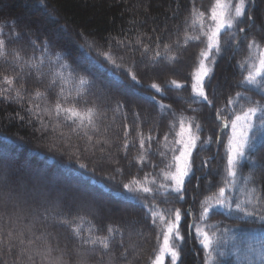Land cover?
Instances as JSON below:
<instances>
[{
	"label": "snow or ice",
	"instance_id": "obj_1",
	"mask_svg": "<svg viewBox=\"0 0 264 264\" xmlns=\"http://www.w3.org/2000/svg\"><path fill=\"white\" fill-rule=\"evenodd\" d=\"M43 2L44 0H41V3ZM257 2L258 0H237L235 3L233 0H213L208 10L202 11L196 6V0H190L191 8L189 15L185 18L183 44L180 39L171 44H163V52L160 50V37L155 38V47L144 43L142 39H138L135 43L118 41L120 48H127L133 55L138 52L140 60H149L153 67L162 60L168 63L177 61L179 55L173 51L174 48L186 47L189 42L203 44L196 54L188 80L165 79L162 84L153 81L146 86L137 78L132 68H125L122 64H118L111 51H97L96 58H93L95 42L89 43L87 51L76 55H73L69 49L64 53L56 52L54 57L52 55L46 57L45 54L50 53L51 45L57 39L56 34L45 38L41 45H37L35 41H31V34L25 32L24 35L29 36L33 50L39 47L41 53L39 57L32 56L25 60L19 50L9 51L10 40L6 39L3 31L0 30V58L6 63L19 68L21 72L25 68L30 72L34 70L38 78L44 75L42 69L46 59L49 65L54 64L56 67L49 83V89H51L58 81L61 82L56 99L47 102L43 107L40 103H34L33 96L38 101H45L48 95L47 91L37 89L34 94H28L27 102L30 106L25 109L29 124L38 123L42 135L54 134V139L50 143L51 150L75 149L77 152H86L91 148L95 155L97 149L104 154L110 147L103 135L107 134L111 125H106L102 129L101 124L107 117L108 109L114 113L112 119L115 120V114L120 113L125 104L123 101H117L113 106L110 97L104 94V86L102 84L97 86L95 80L87 75L93 67L103 70L104 64L110 65L115 71L123 70L133 84L154 90L155 94L166 95V88L179 91L190 87L189 100L192 104L203 103L215 110L221 133L216 137L217 144L222 143V136L226 130L230 129L227 143L224 145L225 179L223 186L219 187L217 192L201 202L198 214L192 223L187 225L189 234L194 230L199 238L205 251V264H221L218 257L227 255L223 251H218L219 242L215 238L216 233L208 231L215 227L208 223L209 214L213 208H224L236 219L248 220L250 223L258 222L260 231L264 232V184L256 183L251 176H243L240 171L242 162H247L253 170H264V160L253 158L259 147L264 146V141L257 143L254 132L257 128V120L259 128L264 131V103L253 100L248 95L249 91L255 90L264 96V45L255 36L249 39V32L256 27L251 13L257 7ZM245 21L248 22L247 29L239 26ZM12 27L13 32L9 35L19 39L21 34L14 30L15 21L12 22ZM224 33L228 34V39L222 42L221 37ZM76 35L83 38V31L77 32ZM242 45L247 48L248 56L243 62L237 63L243 79L238 81L236 87L245 88L246 91H237L234 96L230 95L227 103L217 108L213 99H210V94L214 95L216 87L219 86L212 84L216 58L224 53L226 47H233L235 52H239ZM80 47L83 49V45ZM65 56H71L77 67H73V63H68ZM120 59H123V56ZM78 67H83L85 74L76 78L75 73ZM133 67H135V61H133ZM65 69H68L69 75L73 76L74 84L77 86L75 94L72 91H66L64 87L67 83ZM115 71L113 72L114 82L117 85L122 84L123 81L115 75ZM22 79L20 72L14 75L0 73V98L25 100L22 92L27 93V89L23 85L20 88L16 87L17 82ZM93 88H96V91L89 98V92ZM155 94L148 96L147 99L158 106L162 115L171 113L173 117L168 122L169 130L163 134V140L158 141V137L152 134V129L145 133L141 128L140 112L134 111L132 115L136 118L135 137L129 139L130 126L124 124L122 148L127 155L129 147L136 146L138 141L139 153L133 159L141 166V171L146 163H151L152 168L155 169L158 165L148 159V154L151 152L152 144L158 142L163 150L158 149L156 154L164 163V167L158 173H144L140 178L133 176L122 185V188L125 190L127 202L139 205L156 229L158 248L153 249L148 257V264H165V257H170V264H177L181 257L180 244L184 240V236L181 235V223L183 219L193 215L192 207L161 208L160 204L156 203V198L162 197L161 203L168 204L170 203L168 198L171 195L177 202L186 203L187 184L191 183L192 178L195 177L196 188L200 187V177L195 175L196 167L203 168L208 161L205 159L199 166L195 165L193 151L198 148V142L201 141L199 133L203 130L197 118L185 117L183 114L177 116L172 106L157 100ZM141 95L145 94L141 93ZM189 110L194 113L198 111L196 108ZM123 116L127 120V114L124 113ZM16 117L21 121L26 118L19 113H16ZM65 127L69 129L67 133L63 131ZM170 135L175 137L171 142H169ZM73 136L76 137L75 143H73ZM212 139L209 137L206 143L210 144ZM81 142H83V148ZM79 168L87 171L86 164H79ZM116 171L123 174L121 168ZM92 172L94 174L95 170L93 169ZM108 179L115 180V177L110 176ZM241 179L245 183L244 196L242 199H234L229 193L236 189ZM249 183L252 184L250 188L247 187ZM211 186L212 182L209 181V187ZM195 199L196 197H193L194 201ZM41 207L43 212L39 211ZM74 208L78 211L87 208L90 214L114 212L112 208L104 209L103 206L97 205L90 199V193L72 190L62 185L60 178L45 170L30 164L18 165L11 152L6 147H0V258L14 257L12 264H24L25 258L28 264H36L37 257L40 258V264H70L72 258H74V264H92L93 259L96 260V264H106L105 257L98 254L97 246L103 253L111 251L114 245L122 249L119 256L127 264H133L134 260L140 258L137 253L132 260L128 259L130 249L134 250L135 246H125L124 229L119 224H109L104 235L95 234V228L89 229L85 234L79 224L83 223L86 217L73 216L71 210ZM49 217H52L56 226L69 229L72 237L77 241L75 246L69 248L65 244L61 247L58 237L51 232H46L43 226H37L38 222L41 225L45 224ZM18 225H24V227L18 228ZM117 237H119L118 240ZM161 238L162 242H160ZM53 239L56 240L55 245L52 243ZM249 251L257 255L260 264H264V241L260 243L258 249L250 248ZM114 261L115 253L107 260V264H114ZM0 264H7V260L0 259Z\"/></svg>",
	"mask_w": 264,
	"mask_h": 264
},
{
	"label": "trees",
	"instance_id": "obj_2",
	"mask_svg": "<svg viewBox=\"0 0 264 264\" xmlns=\"http://www.w3.org/2000/svg\"><path fill=\"white\" fill-rule=\"evenodd\" d=\"M233 2L235 3L237 0H233ZM212 3L213 0H196V6L202 11H207ZM190 8V0H44L43 3L41 0H0V30L5 34V38L10 40L9 51L19 50L25 60L32 56L39 57L41 54L39 47L35 51L33 50L31 41L41 45L42 41L45 38H50L52 34H56L57 39L53 41L50 53L45 54L46 57L48 55L54 57L56 52L64 53L69 49L73 55H76L87 51L89 43L95 42L93 58H96L97 51H111L114 53L116 62L125 68H132L137 78L146 86L153 81L162 84L165 79L188 80L189 74L193 70L196 54L203 44L189 42L186 47L174 48L173 51L179 55L177 61L168 63L162 60L153 67L149 60L141 61L138 52L133 55L127 48H120L117 42L132 41L135 43L138 39H142L144 43L155 47L154 40L160 37L162 52L163 44H171L177 39H180L183 44L185 18L189 15ZM251 14L255 19L256 27H253L249 32V39L255 36L264 45V39H262L264 37V0H258L257 7ZM13 21H15L14 30L21 34L19 39L9 35L13 32ZM247 23L245 21L239 26L247 29ZM81 30L83 38L76 35ZM25 32L31 34V41L28 35H24ZM149 37L153 39L149 40ZM221 39L222 42L227 41L228 34L224 33ZM109 44H111V48H109ZM81 45H83V49H81ZM121 56L123 59H120ZM247 56V48L242 45L239 52H235L233 47H226L224 53L216 58L212 84L217 85V79L222 71L227 72L229 76L223 83H218L219 86L216 87L214 95L210 94V99H213L217 108L226 104L230 95L234 96L237 91H246L245 88L236 87V84L243 79L237 63L243 62ZM65 60L68 63H73L71 56H65ZM133 61H135V67H133ZM100 62L103 63V61ZM73 67L77 66L73 63ZM54 71H56L55 65H49L46 59L42 69L44 75L38 78L34 70L30 72L25 68L21 72L19 68H14L13 65L0 58V73L14 75L16 72H20L23 79L17 82L16 87L20 88L23 85L27 89V93L22 92L25 96L23 101L0 98V147H6L18 165L30 164L45 170L60 178L62 185L72 190L98 194L99 196L92 200L97 205L103 206L104 209H114V212L112 214H108L106 211L102 214H90L87 208L79 211L74 208L71 210L73 216L83 215L86 217L79 226L85 234L89 229L95 228V234L104 235L109 224H119L124 229L125 246H135L134 250L130 249L128 259L132 260L138 253L140 258L134 260L133 264H148V257L152 254L153 249L158 248L156 229L151 225L150 219L145 216L144 210L139 205L127 202L122 185L133 176L140 178L144 173H158L164 167V163L161 162L156 152L158 149H163L160 148L158 142H154L148 159L158 167L153 169L151 163H146L141 171V166L133 159L139 153L138 141L136 146L129 147L127 155L122 148L123 125L130 126L129 139H133L136 118L132 113L139 111L142 130L148 133L149 129H152V134L158 137V141H162L163 134L169 130L168 122L173 117L171 113L162 115L158 106L147 99L148 96L155 94L154 90L138 87L130 81L129 76L123 70L115 71L110 65L104 64L103 70L93 67L87 75L95 80L97 86L101 84L104 86V94L110 97L113 106L117 101H123L125 104L121 112L115 114V120L112 119L114 113L108 109L107 117L101 124L102 129L106 125H111L107 134L103 135V138L108 140L110 147L104 154H101L97 149L95 155L91 148L86 152H77L75 149L51 150L50 143L54 139V134L42 135L38 123L29 124L25 109L30 106L27 102L28 94H34L37 89L47 91L48 95L45 101H38L33 96L34 103H40L43 107L47 102L56 99L61 82L58 81L55 86L49 89ZM114 71L115 75L123 81L122 84L117 85L114 82ZM64 72L67 80L64 87L66 91H72L75 94L77 86L74 84L73 76L69 75L68 69H65ZM83 74H85L84 68L78 67L75 77L78 78ZM95 91L96 88H93L89 92V98ZM141 93L145 95H141ZM165 94L155 95L157 100H161L164 104H170L177 116L180 114L185 117L195 116L202 125L203 130L199 133L201 141L198 142V148L193 151V157L196 166H199L202 160L207 159L208 162L203 168L196 167L195 175L200 177V187L196 188L197 180L195 177L192 178L191 183L187 184L186 203L177 202L171 195L168 198L170 203H161L162 197L159 196L156 198V203H159L161 208L180 207L184 209L192 207L193 215L186 217L181 223V235L184 236V240L180 244L181 257L177 264H205V251L195 231L192 230L189 234L187 225L192 223L198 214L201 202L223 186L226 165L224 145L227 143L229 130H226L222 136V143L217 144L216 137L221 133L219 131L220 123L215 117V110L203 103L192 104L189 100L191 97L190 87L179 91L166 88ZM248 95L253 100H260L264 103V96L258 94L257 91H249ZM190 108H196L198 111L194 113L189 110ZM16 113L25 116V120L18 119ZM124 113L127 114V120L124 119ZM63 131L67 133L69 129L65 127ZM254 132L258 144L264 141V131L259 128L258 120ZM209 137L213 138L210 144L206 143ZM174 138L170 135L169 142ZM75 142L76 137L73 136V143ZM81 147H84L83 142H81ZM253 158L264 160V146L259 147ZM117 161L119 163H116ZM79 164H86L87 171L80 169ZM118 168L123 169V174L116 171ZM93 169L95 170L94 174ZM240 171L243 176H251L256 183L264 184V170H253L247 162H242ZM110 176H114L115 180H109ZM158 179L162 178L158 177ZM209 181L212 182L211 187H209ZM247 187H252V184H247ZM244 189L245 183L241 179L238 181L236 189L231 190L229 194L234 199H242ZM193 197H196L195 201ZM65 210L67 211V209ZM39 211L43 212V208L41 207ZM208 223L215 225L208 231L216 233L215 238L219 242L218 251L227 253L224 257H218L221 264H225V262L226 264H260L257 255L249 251L250 248L258 249L260 243L264 241V232L260 231L258 222L250 223L248 220L236 219L235 216L229 214L228 210L215 207L210 211ZM37 226H43L46 232H51L58 237L61 247L67 244L69 248H72L77 243L69 229L56 226L52 217H49L43 225L38 222ZM17 227L21 228L24 225ZM225 229L228 231H224ZM118 239L119 237H117ZM160 242H162V238ZM52 243L55 245L56 240L53 239ZM97 251L98 254L105 257L106 264L113 253H115L114 264H127L119 256L122 249L115 245L111 251L103 253L97 246ZM0 259L7 260V264H12L14 257ZM66 259L68 258L66 257ZM24 264H28L26 258ZM36 264H40L39 257L36 258ZM70 264H74V258ZM92 264H96L95 259ZM165 264H170V257H165Z\"/></svg>",
	"mask_w": 264,
	"mask_h": 264
},
{
	"label": "rangeland",
	"instance_id": "obj_3",
	"mask_svg": "<svg viewBox=\"0 0 264 264\" xmlns=\"http://www.w3.org/2000/svg\"><path fill=\"white\" fill-rule=\"evenodd\" d=\"M228 74H227V72H225V71H222L221 73H220V75H219V78L217 79V84L219 83V84H221V83H223L225 80H227L228 79ZM216 80V79H215ZM229 132H230V129H229ZM64 175H65V177L67 178V176H66V174L64 173ZM65 186V185H64ZM87 193H90V199H93V198H97L99 195L98 194H96V193H94V192H87ZM115 205L117 204V203H114Z\"/></svg>",
	"mask_w": 264,
	"mask_h": 264
}]
</instances>
